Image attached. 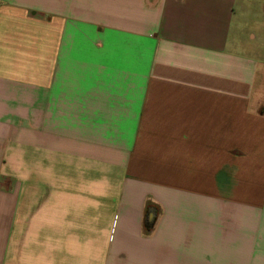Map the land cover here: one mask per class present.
Returning a JSON list of instances; mask_svg holds the SVG:
<instances>
[{"label": "crops", "instance_id": "crops-1", "mask_svg": "<svg viewBox=\"0 0 264 264\" xmlns=\"http://www.w3.org/2000/svg\"><path fill=\"white\" fill-rule=\"evenodd\" d=\"M0 264H264V0H0Z\"/></svg>", "mask_w": 264, "mask_h": 264}]
</instances>
